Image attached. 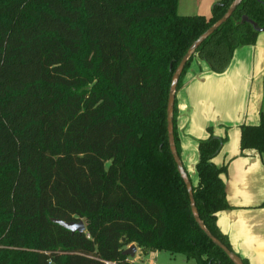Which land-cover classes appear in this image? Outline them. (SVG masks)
<instances>
[{
    "label": "trees",
    "instance_id": "16d2710c",
    "mask_svg": "<svg viewBox=\"0 0 264 264\" xmlns=\"http://www.w3.org/2000/svg\"><path fill=\"white\" fill-rule=\"evenodd\" d=\"M233 1L208 18L181 15L180 0H0V264H135L133 243L235 264L193 216L167 123L174 72ZM261 29L264 0H243L190 56L177 92L196 56L223 73ZM260 117L241 125V149L264 163ZM225 141H198L193 189L205 226L234 251L217 218L231 209L227 165L213 161Z\"/></svg>",
    "mask_w": 264,
    "mask_h": 264
},
{
    "label": "crops",
    "instance_id": "0c3cea01",
    "mask_svg": "<svg viewBox=\"0 0 264 264\" xmlns=\"http://www.w3.org/2000/svg\"><path fill=\"white\" fill-rule=\"evenodd\" d=\"M218 1L220 0H184L183 3L180 1L178 12L181 15H204L209 18L212 5ZM190 2L192 3L187 6ZM181 4L182 13L180 12ZM256 48L260 49L254 44L236 50L239 53V59L241 58L237 60L240 71L246 68L250 72L251 64L257 67L260 52L255 53ZM247 50L252 52L254 50L253 61L249 56L246 60L249 54ZM235 59H232L226 71L214 73L206 61L196 56L185 76L183 86L177 92V127L180 147L183 150V153L181 150V159L184 167H186L185 162L189 165V157L193 159L190 171L195 177L194 186L198 183L196 173V164L199 159L198 141L206 136L204 129L209 123V109H216L212 101L214 92L209 93L208 90L209 82L230 72ZM263 61L264 59L260 63L263 64ZM249 123L258 124L256 119ZM194 148L197 149L195 156L193 151H190ZM223 154H225L224 157ZM213 161L219 167L227 163V173L222 177L226 182L227 198L231 205V209L218 213V226L228 236L234 252L242 259H246L248 264H264L261 258L256 262L257 257H264V163L262 157L254 149L242 151L240 130V139L234 141L229 147L224 146ZM155 252L153 255L156 254ZM137 259L130 260L136 264Z\"/></svg>",
    "mask_w": 264,
    "mask_h": 264
},
{
    "label": "rangeland",
    "instance_id": "374dc122",
    "mask_svg": "<svg viewBox=\"0 0 264 264\" xmlns=\"http://www.w3.org/2000/svg\"><path fill=\"white\" fill-rule=\"evenodd\" d=\"M180 1L183 3L182 1L184 0ZM191 3L192 2L188 3L187 6ZM181 7L182 9L180 12L182 13V4ZM212 8L213 5L211 7V12ZM255 44L257 47H260V49H255V53L260 52L256 68L253 64H251L250 72H248L246 68L240 71L237 60H240L241 58L239 59V53L235 51L234 58L236 59L235 63L233 62V69L224 74V76L210 80L208 90L209 93L214 92L212 101L215 104L216 109H209V123L204 129L206 136L201 139H206L210 136V134H213L215 136L225 138L226 141L224 146L229 147L234 143V141L240 139L241 125L250 124L249 122H252V120L254 121L255 119L258 124L260 123L261 112H264V61L263 64L260 63V61L264 59V32L259 33ZM247 51H249V54H247L246 60H248L249 57H253L254 50L253 52L252 50ZM210 128L211 131H209ZM190 151H193V155L195 156L197 149H190ZM224 156L225 154H223V157ZM192 162L193 159L189 157V165L185 162V168L187 169L193 183L195 182V177L190 171ZM132 245H136L137 247L136 255L135 257H129V259L138 258L136 260V264H151L153 260L156 264H197L194 259L188 260L182 254H172L168 251L155 252L154 250L144 248L137 243L129 245L127 249ZM153 252L156 253V256L153 255ZM154 257H157V259H154ZM260 258L264 260V257L261 256L256 258V262H258Z\"/></svg>",
    "mask_w": 264,
    "mask_h": 264
},
{
    "label": "water",
    "instance_id": "95a60500",
    "mask_svg": "<svg viewBox=\"0 0 264 264\" xmlns=\"http://www.w3.org/2000/svg\"><path fill=\"white\" fill-rule=\"evenodd\" d=\"M243 0H234L233 3L228 8L227 12L216 22L214 23L208 30H206L203 34H201L198 39L191 45L188 49L187 53L182 58L180 64L178 65L176 71L173 74L172 82L169 90L168 104H167V123H168V137H169V146L171 153L177 163L178 171L186 183L187 190L190 197V204L193 216L198 223L199 227L206 233V235L213 241V243L221 248L235 264H244L243 259L234 251L230 250L221 240H219L204 224L200 217L199 210L196 205V201L194 198V189L193 183L190 179L189 173L182 163V159L178 153L176 142H175V133H174V107H175V98L178 87V82L181 77L183 70L187 64L190 56L195 52V50L202 44L204 40H206L211 34H213L222 24H224L235 12L237 7L242 3ZM244 20H249L247 17ZM251 21V20H250ZM255 27H257L256 23L251 21ZM263 31V29H261ZM53 222L60 224L66 229L71 230L72 232H86L87 227L83 220L79 222L72 221H64L62 219H53ZM137 247L136 245L130 246L128 249L124 251V254L128 257H135Z\"/></svg>",
    "mask_w": 264,
    "mask_h": 264
},
{
    "label": "built area",
    "instance_id": "2783aa9c",
    "mask_svg": "<svg viewBox=\"0 0 264 264\" xmlns=\"http://www.w3.org/2000/svg\"><path fill=\"white\" fill-rule=\"evenodd\" d=\"M151 264H156V263H155V261L153 260V261L151 262Z\"/></svg>",
    "mask_w": 264,
    "mask_h": 264
}]
</instances>
